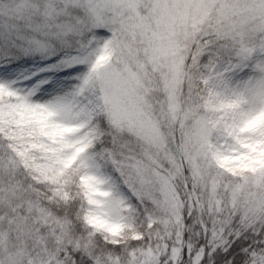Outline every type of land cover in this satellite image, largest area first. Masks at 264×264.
I'll return each instance as SVG.
<instances>
[{
	"label": "clouds",
	"instance_id": "9594fccd",
	"mask_svg": "<svg viewBox=\"0 0 264 264\" xmlns=\"http://www.w3.org/2000/svg\"><path fill=\"white\" fill-rule=\"evenodd\" d=\"M0 32V264H264V0H0Z\"/></svg>",
	"mask_w": 264,
	"mask_h": 264
},
{
	"label": "rangeland",
	"instance_id": "374dc122",
	"mask_svg": "<svg viewBox=\"0 0 264 264\" xmlns=\"http://www.w3.org/2000/svg\"><path fill=\"white\" fill-rule=\"evenodd\" d=\"M0 37H2V32H0ZM104 63H107V59L101 61V64ZM243 131L253 132L257 135L264 136V115L249 122ZM262 145H264V139L256 140L254 142L249 141L246 143V146H252L250 147L251 154L247 156V159L251 161V163L245 166L247 170L256 172L259 170V168H264V147H262ZM67 146L71 147L72 145ZM78 151L83 152L84 148H81ZM2 159L3 158L0 157V160ZM72 159L74 160L76 157L74 156ZM253 164H258L259 168L253 167Z\"/></svg>",
	"mask_w": 264,
	"mask_h": 264
},
{
	"label": "trees",
	"instance_id": "16d2710c",
	"mask_svg": "<svg viewBox=\"0 0 264 264\" xmlns=\"http://www.w3.org/2000/svg\"><path fill=\"white\" fill-rule=\"evenodd\" d=\"M242 174V173H241ZM235 248H233V252H235ZM232 253H229L228 255H219L217 256V264H221L222 261H227L229 256L231 255Z\"/></svg>",
	"mask_w": 264,
	"mask_h": 264
},
{
	"label": "snow or ice",
	"instance_id": "6c2138e0",
	"mask_svg": "<svg viewBox=\"0 0 264 264\" xmlns=\"http://www.w3.org/2000/svg\"><path fill=\"white\" fill-rule=\"evenodd\" d=\"M247 147H249V148H250V147H252V146H247Z\"/></svg>",
	"mask_w": 264,
	"mask_h": 264
}]
</instances>
